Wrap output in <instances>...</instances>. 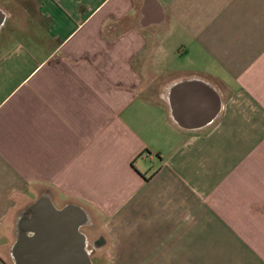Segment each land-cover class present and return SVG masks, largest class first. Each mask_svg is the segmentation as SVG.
<instances>
[{"label":"crops","instance_id":"1","mask_svg":"<svg viewBox=\"0 0 264 264\" xmlns=\"http://www.w3.org/2000/svg\"><path fill=\"white\" fill-rule=\"evenodd\" d=\"M41 199L70 264H264V0H0V264Z\"/></svg>","mask_w":264,"mask_h":264},{"label":"water","instance_id":"2","mask_svg":"<svg viewBox=\"0 0 264 264\" xmlns=\"http://www.w3.org/2000/svg\"><path fill=\"white\" fill-rule=\"evenodd\" d=\"M44 204H48L49 207L46 213L41 215L39 210L42 209ZM71 209L68 208L65 211ZM28 211L32 213V219L27 226L24 224L25 229H23L33 231L34 235L30 236L25 231H20L19 239H17L15 245L17 264H70L71 258L68 255L65 261L59 256L61 248L57 243V236L63 225V218L67 217L66 212L55 209L47 199H41L32 205ZM83 222V217L76 220L72 225V229L76 231ZM84 241L78 243V247L74 250L79 253V258L83 264H94L92 255L86 249ZM74 250L68 253H73ZM63 251L66 254V250L63 249Z\"/></svg>","mask_w":264,"mask_h":264},{"label":"rangeland","instance_id":"3","mask_svg":"<svg viewBox=\"0 0 264 264\" xmlns=\"http://www.w3.org/2000/svg\"><path fill=\"white\" fill-rule=\"evenodd\" d=\"M16 5L12 4L11 6V9H15ZM13 16L15 18L14 21H17V23H20V24H25L26 21H24L22 18H20V14L17 13V12H13ZM27 24V23H26ZM21 27H23V29L25 28L24 25H22ZM100 226V225H99ZM99 226H92L91 229H92V233H91V241H90V247H91V251L93 252V250H95L96 252V248H94L95 246H97L96 244H94V241H96L97 239L99 240V238H101L102 236H104L101 231V228ZM102 241V240H101ZM99 241V242H101ZM101 244V243H100ZM102 247V246H101ZM103 248H106V247H103ZM103 248H99L98 252H96L94 255H92V260L94 262V264H109V253H107L106 249H103Z\"/></svg>","mask_w":264,"mask_h":264},{"label":"flooded vegetation","instance_id":"4","mask_svg":"<svg viewBox=\"0 0 264 264\" xmlns=\"http://www.w3.org/2000/svg\"><path fill=\"white\" fill-rule=\"evenodd\" d=\"M98 241H100V239H99ZM98 241H94V244H96V245H97V244H98Z\"/></svg>","mask_w":264,"mask_h":264}]
</instances>
